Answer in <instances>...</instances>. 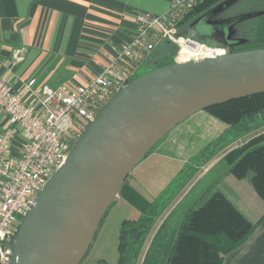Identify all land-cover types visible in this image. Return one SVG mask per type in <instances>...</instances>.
Here are the masks:
<instances>
[{"label": "water", "instance_id": "water-1", "mask_svg": "<svg viewBox=\"0 0 264 264\" xmlns=\"http://www.w3.org/2000/svg\"><path fill=\"white\" fill-rule=\"evenodd\" d=\"M237 1H220L186 32L215 46L243 43L234 26L261 11L211 19ZM263 91L264 48L177 61L129 81L37 193L18 225L8 264H80L123 182L158 141L200 110Z\"/></svg>", "mask_w": 264, "mask_h": 264}, {"label": "crops", "instance_id": "crops-1", "mask_svg": "<svg viewBox=\"0 0 264 264\" xmlns=\"http://www.w3.org/2000/svg\"><path fill=\"white\" fill-rule=\"evenodd\" d=\"M169 2L170 0H0V74L8 76L15 91L21 93L24 99L30 97V91L44 84L55 88L61 83H83L105 64L109 44L119 43L135 31L139 13L161 14L167 9ZM31 79L33 84L26 87ZM214 118L208 112L199 111L184 120L189 127L204 121L215 123L218 119ZM3 122L4 116L0 111V129ZM259 134H264V126L233 142L201 167L158 217L147 238L155 237L171 217L176 209L174 207L182 204L183 210L172 224L173 235H176L184 212L206 191L208 193L205 197L219 191L254 224L250 235L226 253L221 264H264V199L253 186L252 171L238 178L228 171L229 166L225 160L229 151ZM144 158L128 175L124 192L119 195L118 191L110 206L120 202L127 207L129 213L138 214L133 193L150 201L167 187L169 180L163 175L167 171L166 165L152 162L149 156ZM222 161L225 164L216 170ZM183 162L185 161L181 160ZM180 170L181 165H171L167 171L170 173L169 179H174ZM212 172L214 175L210 177L204 192L201 189L188 199L198 183ZM124 218L129 217L122 219Z\"/></svg>", "mask_w": 264, "mask_h": 264}, {"label": "built area", "instance_id": "built-area-1", "mask_svg": "<svg viewBox=\"0 0 264 264\" xmlns=\"http://www.w3.org/2000/svg\"><path fill=\"white\" fill-rule=\"evenodd\" d=\"M203 0H170L161 14L137 15L135 31L109 44L106 62L83 83L42 85L24 99L0 74V264H8L18 225L37 193L111 97L135 78L136 69L162 41L177 46L175 60L216 57L230 47L209 45L180 30L181 21ZM191 55L183 59L179 52ZM33 84L29 80L26 87Z\"/></svg>", "mask_w": 264, "mask_h": 264}, {"label": "trees", "instance_id": "trees-1", "mask_svg": "<svg viewBox=\"0 0 264 264\" xmlns=\"http://www.w3.org/2000/svg\"><path fill=\"white\" fill-rule=\"evenodd\" d=\"M220 1L203 0L181 21V32L190 35L185 30L186 26ZM252 11L262 13L234 26V36L244 42L234 46L231 51L264 48V0H238L222 13L231 17ZM207 44L214 45L212 42ZM176 51L175 44L162 41L142 65L149 72L172 64L176 62ZM179 54L185 60L184 51L180 50ZM204 110L225 123L224 130L191 158L171 184L154 199L149 201L133 193L138 216L124 218L120 222L116 264H134L158 217L201 167L233 142L264 126V91L215 104ZM225 160L228 171L238 178L252 171L253 186L264 199V134L232 149L226 154ZM125 181L119 189L121 193L124 192ZM206 194L184 212L164 264H221L223 256L253 231L254 224L223 193L215 191L203 199ZM101 264L106 263L101 260ZM141 264L159 263L143 260Z\"/></svg>", "mask_w": 264, "mask_h": 264}, {"label": "rangeland", "instance_id": "rangeland-1", "mask_svg": "<svg viewBox=\"0 0 264 264\" xmlns=\"http://www.w3.org/2000/svg\"><path fill=\"white\" fill-rule=\"evenodd\" d=\"M218 16L222 17L226 16V14L221 13ZM146 68L147 67L144 65H140L136 69L135 77L144 74L148 70V68ZM200 111L204 113L207 112L204 110ZM185 121L186 120H183L174 126L150 149L149 153L147 154V156L152 159V162L158 163L160 165H166L165 169H167V171L170 169L171 165H181L182 169L184 165L187 164L188 161L193 158L203 147H205L212 139L221 134L225 125V123L221 122L220 120H216L217 122L215 123H212V121H204L199 124H194L187 127ZM218 125L221 126L219 127ZM144 159L141 162H143ZM181 160H184L185 162L181 163ZM223 163L225 164L224 161H222L221 164H218L216 170H218L219 167L223 165ZM167 171L163 175L168 177L169 185L174 179L172 177L169 179L170 173ZM212 175H214L213 172L205 176L189 195L188 199L199 193L201 189L203 193V190L206 188V185ZM127 180L126 183L128 182ZM119 195H121V192ZM183 207L184 205L182 204L174 207L176 209L172 212L169 220L158 231L157 235L155 237L153 236L152 238H149L148 236L147 240L145 241L146 244L143 243L144 246H142L139 256L135 260L134 264H141L143 260L146 262H154L159 264L165 263L167 253L170 251L171 244L175 237L172 231V224L174 223L176 217L180 216ZM132 211L134 212L135 210L132 209ZM126 216L129 218H135L138 216V214L135 212V214L132 215V212L129 213L127 207L121 205L120 202H115L108 208L104 214V217L101 219L97 227V231L95 232L80 264H101V260L106 264H116L117 235L119 232V225L122 218Z\"/></svg>", "mask_w": 264, "mask_h": 264}, {"label": "flooded vegetation", "instance_id": "flooded-vegetation-1", "mask_svg": "<svg viewBox=\"0 0 264 264\" xmlns=\"http://www.w3.org/2000/svg\"><path fill=\"white\" fill-rule=\"evenodd\" d=\"M226 17H229L228 15H226V16H222V17H219L218 15H216V16H214L213 18H211V19H221V18H226ZM198 39H200L202 42H205V43H207V42H210V40L207 38V37H205V36H203V35H199L198 34V36H196ZM234 47H230V50H232Z\"/></svg>", "mask_w": 264, "mask_h": 264}, {"label": "bare ground", "instance_id": "bare-ground-1", "mask_svg": "<svg viewBox=\"0 0 264 264\" xmlns=\"http://www.w3.org/2000/svg\"><path fill=\"white\" fill-rule=\"evenodd\" d=\"M181 50L184 51L185 59H187L191 55V53H189L187 50L185 49H181Z\"/></svg>", "mask_w": 264, "mask_h": 264}]
</instances>
